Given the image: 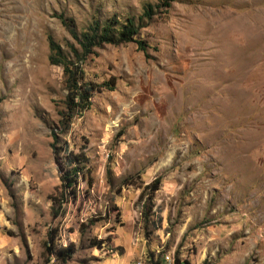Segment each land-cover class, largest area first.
I'll return each mask as SVG.
<instances>
[{"label": "rangeland", "instance_id": "1", "mask_svg": "<svg viewBox=\"0 0 264 264\" xmlns=\"http://www.w3.org/2000/svg\"><path fill=\"white\" fill-rule=\"evenodd\" d=\"M148 4L147 53L97 48L91 106L62 120L48 38L66 51L74 40L58 17L81 31ZM69 151L89 163L53 222ZM161 175L145 229L142 188ZM57 226L59 244L78 246L73 264H170L177 250L191 264H264V0H0V264H44Z\"/></svg>", "mask_w": 264, "mask_h": 264}, {"label": "trees", "instance_id": "2", "mask_svg": "<svg viewBox=\"0 0 264 264\" xmlns=\"http://www.w3.org/2000/svg\"><path fill=\"white\" fill-rule=\"evenodd\" d=\"M162 6H168L163 3ZM154 6L148 4L144 13L140 17H127L119 19L117 16L110 17L105 20L93 18L88 26L83 30H78L73 19H67L60 15L58 18L68 28L70 36L74 40V44L69 45V51H66L55 40L49 36L50 56L49 61L53 65L60 66L63 69L65 86L68 94L65 99V108L61 113L62 120L66 116L71 120L76 115H83L91 106V100L98 90L99 86L88 79L85 71V63L89 57L94 54L97 48L105 45H120L124 43H136L139 49L147 53L149 44L143 39L142 29L146 28L154 14L157 13ZM64 172L61 176V194L53 195L52 200V220L56 222L60 218L67 216L68 193L76 195L77 188L81 184V177L89 163V157L85 152L74 154L69 151L64 157ZM163 175L156 178L152 183L142 188L140 201L144 200L142 209H140L141 218L145 229L151 223L153 201L156 192L160 189ZM91 184V183H90ZM135 182L133 179H125L122 187L132 186ZM91 186V185H90ZM76 198V196H74ZM74 200V199H73ZM92 224L93 221H90ZM88 226L81 224L78 232L80 239L85 235ZM61 228L59 226L52 227L48 230L46 239L43 243L44 264H73L75 255L78 252L75 243L59 244ZM89 244L94 249H103L106 240L97 238L89 239ZM84 264H91L83 262ZM149 264H167L163 254L158 255L154 260L153 255L149 256ZM170 264H191L187 259H183L179 250L175 252L173 261ZM203 264H209L204 261Z\"/></svg>", "mask_w": 264, "mask_h": 264}, {"label": "built area", "instance_id": "3", "mask_svg": "<svg viewBox=\"0 0 264 264\" xmlns=\"http://www.w3.org/2000/svg\"><path fill=\"white\" fill-rule=\"evenodd\" d=\"M165 258H166L167 260H169V259H170V257H169V256H166ZM138 264H140V263H138Z\"/></svg>", "mask_w": 264, "mask_h": 264}]
</instances>
